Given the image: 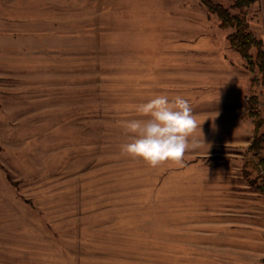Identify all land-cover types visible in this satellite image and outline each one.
<instances>
[{"label":"rangeland","instance_id":"374dc122","mask_svg":"<svg viewBox=\"0 0 264 264\" xmlns=\"http://www.w3.org/2000/svg\"><path fill=\"white\" fill-rule=\"evenodd\" d=\"M12 3L0 0V264H221L198 231L205 211L264 212V151L247 149L262 85L230 29L199 0ZM161 93L201 122L184 167L120 153L123 121L147 119L134 106Z\"/></svg>","mask_w":264,"mask_h":264},{"label":"clouds","instance_id":"9594fccd","mask_svg":"<svg viewBox=\"0 0 264 264\" xmlns=\"http://www.w3.org/2000/svg\"><path fill=\"white\" fill-rule=\"evenodd\" d=\"M134 111L147 119L123 121L129 137L120 145L121 155L138 158L153 168L167 161L184 167L186 152L203 143L193 136L198 128L201 131V122L190 102L181 96L154 94L147 102L135 105Z\"/></svg>","mask_w":264,"mask_h":264},{"label":"crops","instance_id":"0c3cea01","mask_svg":"<svg viewBox=\"0 0 264 264\" xmlns=\"http://www.w3.org/2000/svg\"><path fill=\"white\" fill-rule=\"evenodd\" d=\"M4 1L5 5L8 3V6H13L12 2L14 0ZM252 4L257 5V18L253 24L250 21L249 24L253 33L262 40L264 49V0H256ZM204 15L206 20H208V15ZM7 18L9 20V17ZM212 18L218 23V19L215 16L211 17V20ZM12 22L17 21L13 19ZM218 28L220 29L221 27L219 26ZM208 32L214 41L212 48L216 49L214 32L210 31V26L206 22L201 25V28H198L197 33L207 36ZM253 205L250 207L206 210L205 212L208 213H205V215L213 218L198 221L200 223L198 225H202V228L200 226L198 231L208 238L205 246H214L221 250L220 255L216 256L221 264L261 263V258L264 256V212L257 204Z\"/></svg>","mask_w":264,"mask_h":264},{"label":"trees","instance_id":"16d2710c","mask_svg":"<svg viewBox=\"0 0 264 264\" xmlns=\"http://www.w3.org/2000/svg\"><path fill=\"white\" fill-rule=\"evenodd\" d=\"M256 0H232L229 6L223 5L218 0H199L206 9L213 13L218 19V25L221 28H229L226 34L230 47L237 50L242 56L246 67L251 72H256V78H259L262 85V97L264 100V49L263 42L252 31L245 9ZM230 8H236L237 11H231ZM254 48L252 54L250 49ZM257 94H251L248 97V114L253 117V136L247 149L255 154L264 151V117L260 116L258 108ZM250 164L255 166L261 163L264 166V156L258 157V162L249 160ZM257 165V164H256ZM264 188V184L261 185Z\"/></svg>","mask_w":264,"mask_h":264},{"label":"built area","instance_id":"2783aa9c","mask_svg":"<svg viewBox=\"0 0 264 264\" xmlns=\"http://www.w3.org/2000/svg\"><path fill=\"white\" fill-rule=\"evenodd\" d=\"M259 167H260V169H259V170H262V169H261L262 167H261V166H259Z\"/></svg>","mask_w":264,"mask_h":264}]
</instances>
